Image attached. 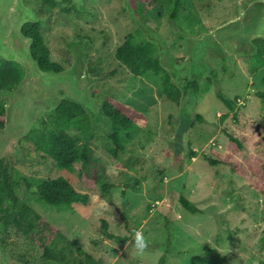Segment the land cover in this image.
<instances>
[{"label":"rangeland","instance_id":"374dc122","mask_svg":"<svg viewBox=\"0 0 264 264\" xmlns=\"http://www.w3.org/2000/svg\"><path fill=\"white\" fill-rule=\"evenodd\" d=\"M25 2L41 20L53 62L68 68L73 62L70 44L87 41L92 95L114 97L145 119L129 132H121L125 150L117 157L109 152L114 144L102 104L99 114L84 107L87 113L68 129L83 139L93 134L94 156L104 166L105 180L114 184L111 201L101 197L99 187L92 191L79 180L80 164L75 165L76 171L65 173L52 158H43L33 143L23 142L26 137L21 138L24 159L11 157L5 165L18 182L20 200L107 264H156L163 255L166 264H264V196L250 176L242 177L225 165L211 166L200 155L226 152L228 135L233 134L245 146L237 155L239 160L256 156L264 161V99L256 95L264 92V67L255 72L254 55L230 50L227 59L215 64L219 74L213 72L202 85L195 83L197 89H187L192 82L174 70L185 61V37L201 36L236 18L237 0H185L175 20L170 18L174 8L170 0L146 4L139 11L131 0L136 15L158 35L163 50L130 18L124 0H84L80 8L72 0L57 1L54 8L41 0ZM130 33L138 44L150 41L155 45L173 82L185 92L180 104L162 92L161 74L134 75L116 59V49ZM217 89L233 100L235 111H229L217 97ZM52 113H45L34 128ZM191 150L198 156L192 158ZM59 176L70 178L75 188L89 193V203L72 211L41 202L36 184ZM25 178L32 183L31 189ZM181 196L202 213L187 211ZM103 220L110 232L129 236V240L104 236ZM133 230H143L148 238L143 255H137L132 245ZM41 255L36 243L0 219V264H47Z\"/></svg>","mask_w":264,"mask_h":264},{"label":"trees","instance_id":"16d2710c","mask_svg":"<svg viewBox=\"0 0 264 264\" xmlns=\"http://www.w3.org/2000/svg\"><path fill=\"white\" fill-rule=\"evenodd\" d=\"M45 5L54 8L56 0H41ZM159 0H132L136 11L144 8L146 4L154 5ZM174 3L170 18L175 20L178 11L185 0H170ZM65 12L70 8H64ZM138 13V12H137ZM139 15V14H138ZM142 16V15H139ZM23 31L33 38L32 54L45 70H61L63 67L50 58V50L41 32V20L29 22L24 25ZM258 53L252 57L253 70L256 72L264 67V39H255ZM115 57L127 67L134 75H142L147 71H153L162 75L161 90L173 102L180 104L185 92L173 82L172 73L162 64L157 49L153 43L146 41L136 43L135 35L128 34L126 40L116 49ZM22 67L13 61H5L0 57V88L14 87L22 78ZM197 89L195 83H189L188 88ZM217 97L225 104L229 111H235V104L220 89H217ZM256 95L264 99V92L257 91ZM103 115L108 118L111 127L109 138L113 142L109 152L117 157L120 151L125 150V145L120 136L122 131H130L138 120H144L145 115L136 111L114 97H107L101 106ZM87 110L78 102L64 99L57 109L38 128H34L23 142L33 143L35 150L43 158H52L56 165L65 173L76 171V164H80L78 170L79 180L90 190L97 187L101 190V197L111 201V189L114 184L105 180L103 176L104 166L94 156L93 134L86 138L79 135H71L68 129L77 118L85 115ZM5 102L0 98V126L4 125ZM227 114H224V119ZM235 112L234 118L237 120ZM198 119L201 117L198 116ZM245 149L243 142L235 135H228L226 152L213 151L212 156L204 153L201 157L211 166L225 165L231 172L242 177L250 176L254 186L264 196V161L256 156H249L244 162L237 155ZM190 156L197 157L198 153L190 151ZM103 171V172H102ZM26 186L31 189L32 183L25 178ZM138 181L136 182V184ZM35 194L38 199L55 208H66L72 211L77 206L87 205L90 201L89 193L75 188L70 178L59 176L53 179L41 180L36 184ZM125 195V189L123 190ZM182 206L190 213H202V210L185 196L180 197ZM0 219L6 226H12L36 243L42 250V259L47 264H107L102 258H96L82 247L78 246L71 238L63 234L58 228L46 221L28 203L20 200L19 185L16 179L9 174L7 166H0ZM125 229H129L125 219ZM101 231L108 239L126 242L129 236H119L109 231L108 223L103 220ZM167 257L163 255L156 264H166Z\"/></svg>","mask_w":264,"mask_h":264},{"label":"water","instance_id":"95a60500","mask_svg":"<svg viewBox=\"0 0 264 264\" xmlns=\"http://www.w3.org/2000/svg\"><path fill=\"white\" fill-rule=\"evenodd\" d=\"M72 1L78 8L84 4V0ZM237 4L236 18L201 36L185 37V61L174 69L179 77L186 76L188 81L202 85L213 72L219 74L215 64L227 59L230 50L258 53L254 39L264 38V0H237ZM124 5L134 23L162 49L158 35L136 15L131 0H124ZM39 21L38 14L25 0H0V57L23 68L17 87L0 88V98L7 100L4 125L0 126V166H5L11 157L24 159L20 139L34 129L45 113L54 112L64 99L99 114V104L107 98L92 95L94 80L87 75V41L70 44L73 62L68 68L45 70L40 66L32 54L33 38L23 31L25 24Z\"/></svg>","mask_w":264,"mask_h":264},{"label":"clouds","instance_id":"9594fccd","mask_svg":"<svg viewBox=\"0 0 264 264\" xmlns=\"http://www.w3.org/2000/svg\"><path fill=\"white\" fill-rule=\"evenodd\" d=\"M132 245L137 255H143L148 247V238L143 230H133Z\"/></svg>","mask_w":264,"mask_h":264},{"label":"flooded vegetation","instance_id":"af4514ba","mask_svg":"<svg viewBox=\"0 0 264 264\" xmlns=\"http://www.w3.org/2000/svg\"><path fill=\"white\" fill-rule=\"evenodd\" d=\"M215 80H217V81H218V79H215Z\"/></svg>","mask_w":264,"mask_h":264}]
</instances>
